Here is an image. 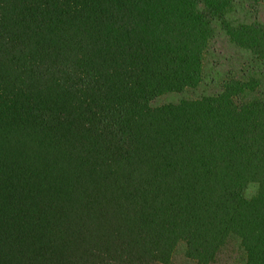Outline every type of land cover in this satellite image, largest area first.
<instances>
[{"label": "trees", "instance_id": "1", "mask_svg": "<svg viewBox=\"0 0 264 264\" xmlns=\"http://www.w3.org/2000/svg\"><path fill=\"white\" fill-rule=\"evenodd\" d=\"M226 252L264 264V0H0V264Z\"/></svg>", "mask_w": 264, "mask_h": 264}, {"label": "rangeland", "instance_id": "2", "mask_svg": "<svg viewBox=\"0 0 264 264\" xmlns=\"http://www.w3.org/2000/svg\"><path fill=\"white\" fill-rule=\"evenodd\" d=\"M216 47H217L218 50H221L222 49L224 51V49H225L224 48L225 47L224 44H221V45L217 44ZM225 65H226V70H227V68L228 69H232L233 68V64L232 63H230V64H227L226 63ZM173 264H187V263L181 257H177L174 260V263ZM217 264H227V252L224 255H222V256L219 257Z\"/></svg>", "mask_w": 264, "mask_h": 264}, {"label": "clouds", "instance_id": "3", "mask_svg": "<svg viewBox=\"0 0 264 264\" xmlns=\"http://www.w3.org/2000/svg\"><path fill=\"white\" fill-rule=\"evenodd\" d=\"M259 191V185L255 184V183H250L244 190V192L242 193L243 198L245 199H251L253 194L255 192Z\"/></svg>", "mask_w": 264, "mask_h": 264}]
</instances>
